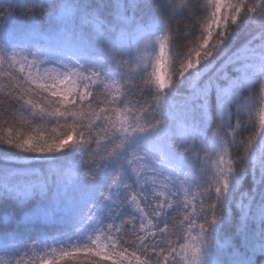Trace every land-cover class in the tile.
Returning <instances> with one entry per match:
<instances>
[{"label": "snow or ice", "instance_id": "6c2138e0", "mask_svg": "<svg viewBox=\"0 0 264 264\" xmlns=\"http://www.w3.org/2000/svg\"><path fill=\"white\" fill-rule=\"evenodd\" d=\"M0 264H264V0H0Z\"/></svg>", "mask_w": 264, "mask_h": 264}]
</instances>
